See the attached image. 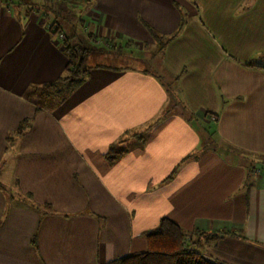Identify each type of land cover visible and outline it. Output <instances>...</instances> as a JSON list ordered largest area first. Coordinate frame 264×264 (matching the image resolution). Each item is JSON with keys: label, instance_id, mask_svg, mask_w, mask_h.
Segmentation results:
<instances>
[{"label": "crops", "instance_id": "obj_1", "mask_svg": "<svg viewBox=\"0 0 264 264\" xmlns=\"http://www.w3.org/2000/svg\"><path fill=\"white\" fill-rule=\"evenodd\" d=\"M145 24L177 33L158 62L181 106L165 116L168 87L133 53L159 46ZM69 32L97 38L89 74L38 108L28 95L63 75ZM201 127L264 156V0H0V264H105L143 251L162 217L192 240L238 231L200 249L264 264V171L202 148Z\"/></svg>", "mask_w": 264, "mask_h": 264}, {"label": "trees", "instance_id": "obj_2", "mask_svg": "<svg viewBox=\"0 0 264 264\" xmlns=\"http://www.w3.org/2000/svg\"><path fill=\"white\" fill-rule=\"evenodd\" d=\"M54 4V3H53ZM184 16V15H183ZM185 24V19L180 21L179 29ZM145 28L151 35L155 44L161 49L170 42L176 35L164 37L158 35L151 27L145 24ZM56 29L54 33L57 32ZM84 34L73 32L71 35H64L62 40V51L66 57L64 73L53 82L34 86L43 97L55 98L57 103L62 102L72 91L80 86L89 74V67L86 59L97 42L93 35H86L87 43H84ZM89 41L91 43H89ZM108 45L114 44L106 41ZM211 121H216V117L206 113ZM213 118V119H212ZM27 127V120L20 122L14 134L19 135ZM142 140L141 136L137 137ZM10 140V138H9ZM109 160L115 159L114 155L106 154ZM260 163H264V156ZM264 171V170H263ZM253 172V170H249ZM193 234L202 238H208V242L214 243L224 236H242L240 232L234 230H222L218 233L194 230ZM190 235L183 232L181 227L173 220L162 217L158 225L152 231L145 234V249L132 254L111 260L105 264H227L223 261L211 258L201 252L199 240L190 239Z\"/></svg>", "mask_w": 264, "mask_h": 264}, {"label": "rangeland", "instance_id": "obj_3", "mask_svg": "<svg viewBox=\"0 0 264 264\" xmlns=\"http://www.w3.org/2000/svg\"><path fill=\"white\" fill-rule=\"evenodd\" d=\"M71 34H72V32H69L68 35H71ZM82 34H84V36H83L84 37V43H87L88 40L86 39V35H88V34L84 33V32ZM63 37L64 36H62L61 41L63 40ZM89 43H91V42L89 41ZM98 49L99 48L93 47V49H92L90 54L93 55L94 51H98ZM111 50H112V48H111ZM161 52H162L161 46H154L152 48L151 46L147 45L144 48H142V52L141 53H138V52H133V53L135 55L136 54H140V56H142L141 58L145 62L147 61V63H145V64H143L141 66L145 67L149 71H153V72H156L157 74L161 75V78H162L161 80L168 87L169 90H168L167 93H168V95H169L168 97L170 99L167 101V104H166V107H165V111L162 113V115L165 116L169 112L179 111L181 106H180V101L178 100V97H177V94H176V84H175L174 80L170 79L169 77H166L159 70V64L160 63H158V62L160 61ZM126 61L128 62L127 64H132V65H134V63L137 64V65L139 64V63H136L134 61V59H127ZM148 62H150V63H148ZM86 65L90 69L89 65H91V63H86ZM28 98L32 101V103H34L36 106H38V108H42V109H46V108L47 109H51L50 106H52L53 102L56 101L55 98L43 97L42 94H40L38 92H35V91L30 92V95H28ZM200 132L204 136V139L201 140L202 148H209V149H215L217 151H223V153L229 154V156H233V157L234 156H237V157L240 156L239 159L241 161H243V162H246L244 164L247 167L248 171L249 170H253L254 171L257 168L259 170H261V171L264 170V163H260V161L263 159V158H261V156L255 155V154H249V153H244V154L245 155H249L250 157L241 156L242 154L239 151H237L236 149L232 148L231 146L225 145L224 143L217 142L216 138L214 137V135H212V130L211 129H208V128H204L203 129L201 127L200 128ZM118 153L119 152L113 151V155L114 156L116 154H118ZM0 173H3V172H0ZM193 239L195 241L196 240H200L203 244L208 243V238H200L196 234H194ZM200 245H201V243L199 244V246ZM199 250L202 252V249H199Z\"/></svg>", "mask_w": 264, "mask_h": 264}, {"label": "built area", "instance_id": "obj_4", "mask_svg": "<svg viewBox=\"0 0 264 264\" xmlns=\"http://www.w3.org/2000/svg\"><path fill=\"white\" fill-rule=\"evenodd\" d=\"M60 37H62V35L60 34Z\"/></svg>", "mask_w": 264, "mask_h": 264}]
</instances>
